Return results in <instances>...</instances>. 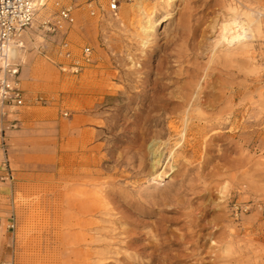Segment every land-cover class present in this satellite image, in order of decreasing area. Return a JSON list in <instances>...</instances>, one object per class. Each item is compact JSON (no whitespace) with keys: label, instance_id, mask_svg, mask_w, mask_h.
<instances>
[{"label":"rangeland","instance_id":"obj_1","mask_svg":"<svg viewBox=\"0 0 264 264\" xmlns=\"http://www.w3.org/2000/svg\"><path fill=\"white\" fill-rule=\"evenodd\" d=\"M74 17L70 58L33 29L13 60L24 103L0 109V264H264V0ZM86 46L92 62L63 71ZM189 92L201 103L161 102Z\"/></svg>","mask_w":264,"mask_h":264},{"label":"built area","instance_id":"obj_2","mask_svg":"<svg viewBox=\"0 0 264 264\" xmlns=\"http://www.w3.org/2000/svg\"><path fill=\"white\" fill-rule=\"evenodd\" d=\"M104 1L105 7L101 0H0V109L18 108L24 103L19 66L13 62L11 50L21 49L28 33L35 29L43 35L59 36V54L70 58L68 36L75 23V10L85 6L91 17H115L120 3L126 0ZM91 53L89 47H83L79 58L61 69L77 73L92 62Z\"/></svg>","mask_w":264,"mask_h":264},{"label":"bare ground","instance_id":"obj_3","mask_svg":"<svg viewBox=\"0 0 264 264\" xmlns=\"http://www.w3.org/2000/svg\"><path fill=\"white\" fill-rule=\"evenodd\" d=\"M234 23V22H233ZM235 23H237L236 21H235ZM239 24V23H238ZM242 24V23H241ZM240 24V25H241ZM232 26V25H231ZM239 26V25H238ZM242 26V25H241ZM240 27V26H239ZM231 28V27H230ZM230 28H228V31H229V29ZM237 28V27H236ZM225 29V28H224ZM232 29V28H231ZM234 29V28H233ZM232 29V30H233ZM238 29V28H237ZM248 33L250 32V31H247ZM231 34V33H230ZM230 36H235L236 38H237V40H239V39H241V40H243V38H245L246 36H245V29H243V28H241L240 30H234V32L230 35ZM253 36V35H252ZM233 38V37H232ZM246 39V38H245ZM239 42V41H238ZM227 43V42H226ZM242 48V47H241ZM20 53V49L19 48H16V49H13V50H11V56L13 57V58H15L18 54ZM203 89V88H202ZM204 90V89H203ZM191 91V90H190ZM200 92V91H199ZM199 92H198V94L195 96V98H193L192 97V93L191 92H189V94H183L182 95V97L180 98V99H178V101H174V100H172V96H171V94H168V95H166V96H164L163 98H162V100H161V102L163 103V104H166V105H175V107H174V109L172 110V114L178 109V108H180L181 106H183V105H185L190 99H191V97L194 99V103L195 104H198L199 102H200V94H202V92H200V94H199ZM222 99V98H221ZM192 100V99H191ZM201 103V102H200ZM199 103V104H200ZM188 105V104H187ZM193 105V104H192ZM198 106V105H197ZM182 108V107H181ZM221 125V123H217L216 125L218 126V125ZM215 124H212V123H210V126L209 127H212V128H215V127H217ZM193 127V126H192ZM197 128H196V136L197 135H200V134H203V133H205L207 130V125H197L196 126ZM187 128V127H186ZM189 128V127H188ZM195 128V127H194ZM191 129V128H190ZM189 130V129H188ZM175 134V135H177L178 133H177V127H175V126H173V125H169L168 127H167V134ZM182 133V132H181ZM180 133V134H181ZM195 134V133H194ZM185 133H183V135L181 136V138H184L185 137ZM158 149V148H157ZM157 149L155 150V151H153V152H151L150 154H152V155H154L153 157H155L156 158V160H157V162H160L161 160H159L160 159V156H161V154H160V152H158L157 151ZM155 160V161H156ZM158 165V164H157ZM154 166H156L155 165V163H154V165L152 166V168H154Z\"/></svg>","mask_w":264,"mask_h":264},{"label":"crops","instance_id":"obj_4","mask_svg":"<svg viewBox=\"0 0 264 264\" xmlns=\"http://www.w3.org/2000/svg\"><path fill=\"white\" fill-rule=\"evenodd\" d=\"M0 161H1V160H0ZM0 175L4 176V173H3L2 170L0 171ZM1 178H2V177H1ZM1 184L5 185L4 183H1ZM1 221H2V220H1Z\"/></svg>","mask_w":264,"mask_h":264}]
</instances>
